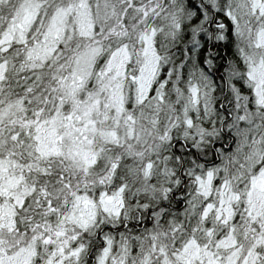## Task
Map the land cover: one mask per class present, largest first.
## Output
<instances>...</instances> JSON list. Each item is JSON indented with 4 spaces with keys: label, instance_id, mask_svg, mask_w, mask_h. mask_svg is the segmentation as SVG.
<instances>
[{
    "label": "snow or ice",
    "instance_id": "snow-or-ice-1",
    "mask_svg": "<svg viewBox=\"0 0 264 264\" xmlns=\"http://www.w3.org/2000/svg\"><path fill=\"white\" fill-rule=\"evenodd\" d=\"M0 264H264V0H0Z\"/></svg>",
    "mask_w": 264,
    "mask_h": 264
}]
</instances>
